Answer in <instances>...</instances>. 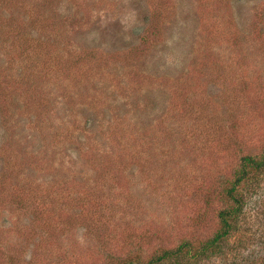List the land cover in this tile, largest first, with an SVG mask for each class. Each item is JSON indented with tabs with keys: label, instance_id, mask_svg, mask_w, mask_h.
<instances>
[{
	"label": "rangeland",
	"instance_id": "1",
	"mask_svg": "<svg viewBox=\"0 0 264 264\" xmlns=\"http://www.w3.org/2000/svg\"><path fill=\"white\" fill-rule=\"evenodd\" d=\"M246 153L264 0H0V264L205 244ZM237 199L230 241L191 264H264V171Z\"/></svg>",
	"mask_w": 264,
	"mask_h": 264
},
{
	"label": "trees",
	"instance_id": "2",
	"mask_svg": "<svg viewBox=\"0 0 264 264\" xmlns=\"http://www.w3.org/2000/svg\"><path fill=\"white\" fill-rule=\"evenodd\" d=\"M262 171H264V155H249L247 153L242 155L241 166L237 171L236 178L227 186L226 192L229 201L227 207L219 215L221 219L220 229L207 243L194 245L185 242L178 247L166 249L147 261H132L128 264H165L175 259L178 261L185 259V264H191L203 259L209 251L220 250L222 241H230L232 231L240 216L241 206L239 199H237L239 187L245 180L260 175Z\"/></svg>",
	"mask_w": 264,
	"mask_h": 264
}]
</instances>
